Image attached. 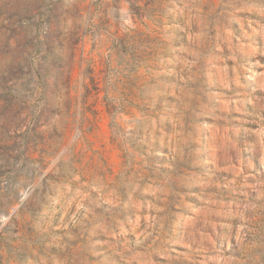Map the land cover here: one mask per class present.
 Listing matches in <instances>:
<instances>
[{
  "label": "rangeland",
  "instance_id": "374dc122",
  "mask_svg": "<svg viewBox=\"0 0 264 264\" xmlns=\"http://www.w3.org/2000/svg\"><path fill=\"white\" fill-rule=\"evenodd\" d=\"M0 264H264V0H0Z\"/></svg>",
  "mask_w": 264,
  "mask_h": 264
}]
</instances>
